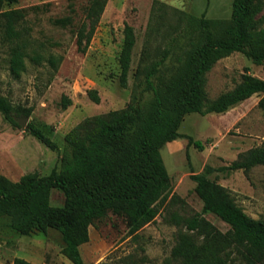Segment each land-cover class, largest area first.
<instances>
[{"label":"trees","instance_id":"1","mask_svg":"<svg viewBox=\"0 0 264 264\" xmlns=\"http://www.w3.org/2000/svg\"><path fill=\"white\" fill-rule=\"evenodd\" d=\"M17 2L0 0V7ZM107 2L87 0L83 20L75 29L78 51L84 52L89 46ZM26 13L24 8L0 12V40L8 47L9 70L15 78L25 69L26 58L34 63L46 60L54 71L62 60V55L45 57L41 51L44 43L34 45L30 28L23 25ZM180 21L186 26L168 40L157 58L150 60L146 39L131 101L124 108L87 117L65 134L58 169L43 176L27 173L18 181L0 174V219L7 220L14 234H46L56 229L63 241L62 254L72 264H85L80 246L89 241V227L95 222L112 214L124 220L129 234H136L165 207L172 182L161 149L183 137L187 147L204 148L202 141L179 132L187 114L224 113L254 94H263L259 105L264 106V79L248 68L231 90L214 99L208 98L205 89L206 74L217 61L234 52L264 65V0H233L231 17L221 25L203 15L184 14ZM52 22L67 27L73 25V17L67 15ZM152 32L149 27L147 35ZM179 36L189 38L183 41ZM135 42L133 27L125 24L118 56L122 87L128 85ZM175 47H179L176 70L164 78L162 69ZM150 91L153 97L146 100L144 96ZM87 94L99 102L95 89ZM69 103L64 97L63 106ZM0 112L18 126L15 117H29L31 108L13 105L0 94ZM26 131L47 147L56 148V143L33 123L26 125ZM258 165H264V145L240 152L218 170L246 171ZM211 171L206 166L203 172L190 175L203 204L202 212L168 211L165 215L164 219L178 231L171 254L162 264H264V219L246 214L227 188L209 177ZM53 189L63 193L62 206L51 204ZM178 201L185 206L172 194L169 203ZM203 213L214 214L229 228L221 231ZM12 264L35 263L15 257Z\"/></svg>","mask_w":264,"mask_h":264},{"label":"rangeland","instance_id":"2","mask_svg":"<svg viewBox=\"0 0 264 264\" xmlns=\"http://www.w3.org/2000/svg\"><path fill=\"white\" fill-rule=\"evenodd\" d=\"M86 2L18 0L0 7V12L27 9L23 25L30 28L34 45L44 43L41 51L45 57L62 55L55 71L46 60L34 63L26 58L25 69L15 78L9 70L8 47L0 40V94L13 105L31 108L29 117H15L18 126H13L0 112V174L12 181L27 173L43 176L58 169L64 136L71 128L87 117L122 109L131 101L135 71L147 38L152 60L186 26L183 21L179 22V17L203 15L221 25L231 17L233 0H108L89 46L80 52L75 29L83 20ZM67 15H72L73 25L61 27L52 22ZM125 24L133 27L136 42L128 85L122 87L118 56ZM149 27L154 31L150 36L147 35ZM188 38L180 37L183 41ZM178 50L175 47L163 67L164 78L176 70ZM246 68L264 79V65L254 64L240 52L217 61L206 74L208 98L214 99L231 90ZM155 82L158 84L157 79ZM90 89L97 91L98 103L87 94ZM64 97L70 100L65 107ZM152 97L151 91L144 96L146 100ZM262 98L263 94H254L224 113L187 114L179 132L202 141L204 148L187 147V139L183 137L166 143L161 149L172 182L165 207L136 234H129L124 220L112 214L95 222L89 227V241L80 246L84 263L162 264L171 254L178 231L164 217L168 211L202 212L203 204L194 191L195 182L190 175L203 172L206 166L212 168L209 177L227 188L246 214L253 219H264V165L246 171L218 170L230 164L240 152L264 145V106L259 105ZM29 122L41 128L56 143V148L47 147L29 134L26 131ZM172 194L182 199L185 206L180 201L170 204ZM50 202L53 206H62L63 193L53 189ZM203 215L221 231L229 228L214 214ZM6 222L0 219V264H12L15 257L35 264H72L61 252L63 241L56 229L51 228L46 234L17 236Z\"/></svg>","mask_w":264,"mask_h":264}]
</instances>
